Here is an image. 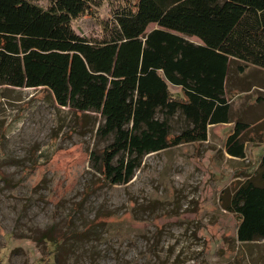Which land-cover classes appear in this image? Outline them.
Instances as JSON below:
<instances>
[{"label": "trees", "instance_id": "1", "mask_svg": "<svg viewBox=\"0 0 264 264\" xmlns=\"http://www.w3.org/2000/svg\"><path fill=\"white\" fill-rule=\"evenodd\" d=\"M46 1L0 0V86L44 87L60 106L99 116L106 144L90 162L110 183H128L149 153L206 141L209 125L231 121V70L264 69V0H124L100 37L72 21L96 17L103 0ZM174 118L184 123L177 132ZM246 127L228 136L231 157H246ZM243 175L226 209L237 215V241L264 244V155ZM41 237L61 257L63 239L49 229Z\"/></svg>", "mask_w": 264, "mask_h": 264}, {"label": "rangeland", "instance_id": "2", "mask_svg": "<svg viewBox=\"0 0 264 264\" xmlns=\"http://www.w3.org/2000/svg\"><path fill=\"white\" fill-rule=\"evenodd\" d=\"M124 3L103 0L96 17L72 25L100 37L101 22ZM242 74L233 68L230 86L246 76L264 82L262 69ZM235 91V112L246 114L260 90ZM98 124L95 113L79 116L47 88L0 86V264H46L47 251L49 264H264V253L254 261L264 244L237 241V215L226 209L254 161L251 150L243 160L224 152L231 125L211 127L207 141L147 154L128 183L114 184L90 162V151L106 144ZM172 125L177 132L184 123ZM45 229L63 239L61 257L40 239Z\"/></svg>", "mask_w": 264, "mask_h": 264}, {"label": "crops", "instance_id": "3", "mask_svg": "<svg viewBox=\"0 0 264 264\" xmlns=\"http://www.w3.org/2000/svg\"><path fill=\"white\" fill-rule=\"evenodd\" d=\"M238 75L242 76L243 74L239 73ZM246 77H247L246 81H242V83L237 82L236 85L237 88L234 86V84L231 85V93L233 92L234 89L237 90L235 91L237 92V95L241 93H250L252 88L259 89L260 93H258L255 96L253 104L249 105L250 111H246V114L244 113L236 114L233 104V97L231 96L229 99V102L231 104V113H232L231 121L220 122L209 125L208 138L210 136L211 127H215L217 125H231V132L228 134L229 136L235 130L236 125L241 126L243 123H246L247 127L245 130L242 131L244 132L247 130L248 132L247 140L245 143L246 156L249 154L250 150L254 155L253 165L250 166V168H247L246 171L248 173H252L259 166L262 160V156L264 155V82H260L258 80L251 81L249 76ZM224 152L228 154L226 147L224 148ZM231 158L240 159V160L245 159L239 157H231ZM244 180L245 177L244 175L242 176V173L237 176L236 183L231 187V194Z\"/></svg>", "mask_w": 264, "mask_h": 264}]
</instances>
